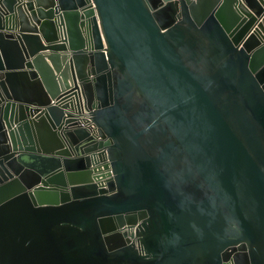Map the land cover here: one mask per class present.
<instances>
[{
    "label": "water",
    "instance_id": "obj_1",
    "mask_svg": "<svg viewBox=\"0 0 264 264\" xmlns=\"http://www.w3.org/2000/svg\"><path fill=\"white\" fill-rule=\"evenodd\" d=\"M230 260L264 264V0H0V264Z\"/></svg>",
    "mask_w": 264,
    "mask_h": 264
},
{
    "label": "built area",
    "instance_id": "obj_2",
    "mask_svg": "<svg viewBox=\"0 0 264 264\" xmlns=\"http://www.w3.org/2000/svg\"><path fill=\"white\" fill-rule=\"evenodd\" d=\"M68 91V101L72 103V107L69 108L79 119L81 124L95 129L96 126L90 118L89 110L85 106V100L82 93L80 82L73 77L69 79V85L66 88ZM228 264H234L233 260H230Z\"/></svg>",
    "mask_w": 264,
    "mask_h": 264
}]
</instances>
